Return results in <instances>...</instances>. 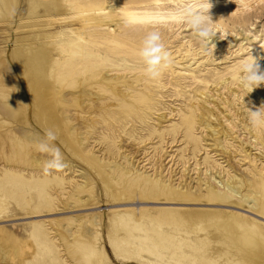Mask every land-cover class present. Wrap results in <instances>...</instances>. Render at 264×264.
<instances>
[{
  "label": "rangeland",
  "instance_id": "374dc122",
  "mask_svg": "<svg viewBox=\"0 0 264 264\" xmlns=\"http://www.w3.org/2000/svg\"><path fill=\"white\" fill-rule=\"evenodd\" d=\"M132 1L67 0L64 12L49 17L39 10L35 19L28 16L27 0H20L13 25L26 34H43L52 58L50 82L37 92L40 97L35 101L25 91L32 99L31 120L37 109H44L45 116L52 106L69 140L59 134L52 142L61 149L62 141L67 166L45 175L51 155L40 152L34 141L23 146L17 126L0 108V199L6 203L0 229L30 247L13 261L7 258L17 246L0 247V264H85L72 236L87 232V221L97 224L110 264H233L231 219L245 218L253 229L264 225V127H251L247 113V107L264 103V84L247 94L233 78L251 54L264 69V0H210L219 33L207 52L185 24L128 18L134 12L175 13L200 0ZM14 30L0 31V48L8 59ZM153 30L161 33L173 58L156 81L144 76L138 57ZM0 65V103L3 95L19 98L21 78ZM201 122L215 128L216 135L211 137ZM224 125L232 131L226 136ZM71 142L80 151L73 164L66 151ZM34 157L38 163L31 168ZM80 169L91 177L85 191L89 201L69 203L71 194L82 192ZM120 171L125 176L117 181ZM101 175L115 187H106ZM134 176L148 182L155 196L146 192L136 201L128 195L127 181ZM227 176L242 185L241 199L220 185ZM248 190L261 195L254 214L243 198ZM206 210L225 215L221 228L200 229L194 212ZM109 212L124 228L119 234L112 230Z\"/></svg>",
  "mask_w": 264,
  "mask_h": 264
},
{
  "label": "bare ground",
  "instance_id": "6f19581e",
  "mask_svg": "<svg viewBox=\"0 0 264 264\" xmlns=\"http://www.w3.org/2000/svg\"><path fill=\"white\" fill-rule=\"evenodd\" d=\"M66 1L67 0H27L28 16L38 19L36 17L38 16L39 10H43L45 11V13L51 14L49 15V17H52V14H60L66 9ZM147 1L148 0H133L130 4L133 5L137 3H144ZM180 3L183 4L182 1H180ZM96 4V1L92 2V5H94L95 7L97 6ZM19 5L20 0H0V31H5L7 28H9V26L15 27V30L13 31V34H15L14 40L12 42L13 44L10 46V49L7 50L9 53V59L7 58L8 54L5 53V49L0 48V64L4 66L2 68L3 70L9 68L8 70H11L12 72H14L15 75L17 74L21 78L20 84H22L21 86L23 92L20 93V96H18L19 98H9L7 95H3L1 97L2 103H0V108L4 115L8 118V120L13 122L15 126H17L16 132H18L20 140L23 141V146H25V142L29 144L28 141L38 142V140L44 137V132H46L47 130L54 131L58 138H60V135H62L61 139L63 141L65 139L69 140V134L67 133V131H65V129L63 130V120L60 116H57L55 114L54 108L52 106L49 107V112H45V116L44 109H37L35 115H33V121L31 120L29 101H32V99L28 98L25 91H27V94L33 97L36 101L40 97V94L38 97L36 96L37 92L41 90V88L49 85V75L52 69V58L50 55L51 48H49L47 44L43 41V34H40L38 31H33L32 33L26 34L24 33V31L26 30L25 28L20 25H13L12 20L15 17V14L17 13ZM180 8L181 6L177 8V10H179ZM122 11L124 12L125 9H123ZM171 11L176 10L171 9ZM166 12L167 13L163 14L162 16L151 12H134L133 14H128V18L136 22H142L145 20L152 19L155 21H170L175 24L173 20L174 12ZM22 34L24 35L21 36ZM7 63L9 67L6 65ZM248 103L253 104V102ZM208 113L209 117H213V114L209 108ZM200 125H203L204 128L207 129L211 137L216 135L215 128L211 127L208 123L201 122ZM222 131L223 136H226L228 131H231V129H229L227 125H224L222 126ZM76 138L77 142L80 143L81 134L77 132ZM61 142L58 143V145L61 147V149H59L63 151L64 148ZM78 146L79 145H75L73 142H71L69 143V149L66 150L67 153L71 155L68 161L71 164L75 163L74 157L80 152ZM37 163L38 161L34 157L33 160L30 162V167L32 168V166H36ZM114 169L117 168H113V170ZM116 176L118 177L117 181H122L125 175L121 174L120 171V173H117ZM79 177L81 179L80 186L82 187L81 195L76 196L74 194H71L69 196V203H72L71 200L86 202L89 201V194L85 191H88V189H90L91 187V177H86L84 170L80 171ZM101 178L103 184L106 187H109V185L113 188L115 187V182H112L107 177H103L102 175ZM220 185L226 188V191L229 192L231 195H234L236 199L238 197L239 199L242 198V185L235 176H227V178L224 179V184L220 183ZM248 185H250L249 182ZM208 186L214 189L213 179L209 180ZM262 191L264 197V189ZM126 192L128 193V195H132L133 197H135L136 201L140 199L141 194H143V196L146 195V192L149 196H155L154 190L148 184V182L139 179V177L137 176H134L133 179L127 181ZM208 197L217 198V196L213 193H210ZM243 198L246 199V201L248 202L250 206V211L253 212V214L256 213L255 209L259 207V200L261 199V195H258L256 192L248 190ZM5 205V201L0 199V214L3 212ZM194 213V220L198 223V226L202 230L211 229L212 227L221 228L223 226V222L221 221V219H226L225 215H223L220 211L215 210L195 211ZM261 213L264 214V206L261 208ZM113 215L114 213L112 212L108 213L109 220H113L114 225L118 228L112 226V230L115 234H119L124 228L117 224V220ZM82 223L83 221L79 222L78 225L82 226ZM87 223L90 227L87 232L85 231V229H82L83 231L81 235H75L76 231H74L73 236L72 234L70 235L74 237V240L76 241L79 250L84 253V263L110 264L108 262V258L104 251V248L100 243L101 239L97 224L93 221H87ZM228 227L230 248L235 250V261L233 262V264H264V225H261L260 229H253L252 224L245 218H242L241 220L231 219V223L228 225ZM1 232L3 234V237H0L2 239L0 247L4 246L9 250H13V248L15 249L14 246H17L14 255L12 256L13 252L9 254V257L7 258L9 261H13V257H17V259H20L21 257L25 256L26 252L30 250V247L28 248L26 243L21 244L18 238L11 237L9 234L6 233V230H1Z\"/></svg>",
  "mask_w": 264,
  "mask_h": 264
},
{
  "label": "clouds",
  "instance_id": "9594fccd",
  "mask_svg": "<svg viewBox=\"0 0 264 264\" xmlns=\"http://www.w3.org/2000/svg\"><path fill=\"white\" fill-rule=\"evenodd\" d=\"M211 8L210 0H200L198 6H185L173 13L174 22L187 25L205 52L210 49L214 38L219 33L217 31L218 22H214L210 14ZM245 11H249V9H245ZM125 26H128L127 20H125ZM138 57L143 64L144 76L151 81L158 80L163 72L173 64L172 55L163 43L161 33L155 30L149 31L144 37L138 51ZM233 78L248 94L264 84V69L261 68L258 58L251 54L250 57L239 63ZM247 113L251 127H264V103L254 109L247 107ZM56 139V133L47 130L44 137L37 142L40 152L51 155V159L44 164L45 175H51L53 171H62L67 166L61 150L52 144Z\"/></svg>",
  "mask_w": 264,
  "mask_h": 264
}]
</instances>
